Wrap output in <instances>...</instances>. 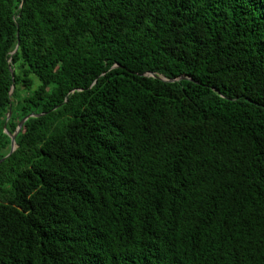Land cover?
I'll use <instances>...</instances> for the list:
<instances>
[{
  "label": "trees",
  "instance_id": "trees-1",
  "mask_svg": "<svg viewBox=\"0 0 264 264\" xmlns=\"http://www.w3.org/2000/svg\"><path fill=\"white\" fill-rule=\"evenodd\" d=\"M32 113L0 264H264V0H0V160Z\"/></svg>",
  "mask_w": 264,
  "mask_h": 264
},
{
  "label": "water",
  "instance_id": "water-1",
  "mask_svg": "<svg viewBox=\"0 0 264 264\" xmlns=\"http://www.w3.org/2000/svg\"><path fill=\"white\" fill-rule=\"evenodd\" d=\"M15 51H16V50H15ZM15 51H13L12 53H14ZM10 60H11V58H10ZM10 70H11V73H13V70H12V69H10ZM149 75L154 76V77H157V78L162 79V80H164V81H174V79H167V78H165L164 76L156 75V74H154V73H150ZM181 78H184V77H181ZM13 89H14V86H12L11 93L13 92ZM10 116H11V111L8 113V118H7V119H9ZM33 116H38V115L32 113V114L27 115L25 118H23V119L20 121V123H19V125H18V127H17V129H16V131H15V133H13V134L11 135V146H10L11 148H10V152H9L4 158H2V159L0 160V162H2L3 160H5L7 157H9V156H10V155L16 150V148H17L16 135H17V133L21 130V128H22L24 122H25L28 118L33 117Z\"/></svg>",
  "mask_w": 264,
  "mask_h": 264
}]
</instances>
